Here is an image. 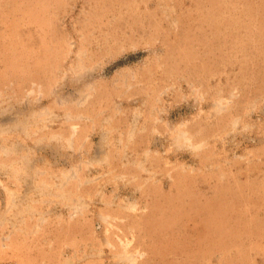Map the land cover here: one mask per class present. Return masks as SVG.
Wrapping results in <instances>:
<instances>
[{"label": "rangeland", "instance_id": "1", "mask_svg": "<svg viewBox=\"0 0 264 264\" xmlns=\"http://www.w3.org/2000/svg\"><path fill=\"white\" fill-rule=\"evenodd\" d=\"M0 264H264V0H0Z\"/></svg>", "mask_w": 264, "mask_h": 264}]
</instances>
